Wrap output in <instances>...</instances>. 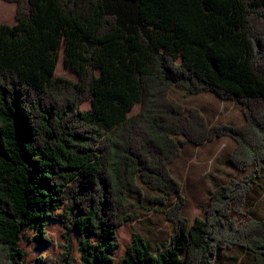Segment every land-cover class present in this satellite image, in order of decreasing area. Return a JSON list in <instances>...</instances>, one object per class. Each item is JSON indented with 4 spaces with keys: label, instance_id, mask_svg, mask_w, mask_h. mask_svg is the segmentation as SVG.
Wrapping results in <instances>:
<instances>
[{
    "label": "trees",
    "instance_id": "trees-1",
    "mask_svg": "<svg viewBox=\"0 0 264 264\" xmlns=\"http://www.w3.org/2000/svg\"><path fill=\"white\" fill-rule=\"evenodd\" d=\"M5 1L16 11L0 23V264H23L27 230L49 242V221L62 251L36 264H215L233 245L264 264V219L244 211L264 168V0ZM62 50L76 81L55 76ZM174 87L235 101L246 121L210 125ZM223 136L237 142L227 163L253 169L190 222L170 164L186 143ZM142 185L151 203L175 199L171 234L154 248L134 232L116 259Z\"/></svg>",
    "mask_w": 264,
    "mask_h": 264
},
{
    "label": "rangeland",
    "instance_id": "rangeland-1",
    "mask_svg": "<svg viewBox=\"0 0 264 264\" xmlns=\"http://www.w3.org/2000/svg\"><path fill=\"white\" fill-rule=\"evenodd\" d=\"M16 4L0 0V23H15ZM55 76L66 77L76 81L78 76L63 65V50L56 67ZM170 96L186 106L199 108L210 125L230 124L243 125L246 121L241 105L235 101L222 100L210 92L188 95L181 88H172ZM81 109H91L90 100L81 104ZM140 110V104L135 105L132 113ZM237 147V142L230 137H216L201 145L186 143L180 153L170 164L172 175L181 182L182 194L186 202L183 213L193 222L196 217L203 216L204 209L210 201V195L218 184H226L231 179H242L253 169L250 166L246 171L238 170L227 163V159ZM156 192L142 185V195L130 193L129 200L132 204L131 212L135 218L118 229L119 248L115 254L116 259L124 255L126 247L131 243L132 234L140 233L151 244L158 248L167 242L172 231V223L167 219L165 210L175 201L170 198L166 204L151 203L149 198ZM246 214L259 220L264 219V168L261 177L246 197L244 207ZM244 216H241L243 219ZM246 218V217H245ZM46 236L49 242L40 243L35 239V231L27 230L21 240V247L25 251L23 264H36L37 257L49 255L57 257L64 243L62 224L49 221L46 226ZM76 236L72 234L73 257H77ZM215 264H253L252 254L244 248L233 245L219 253Z\"/></svg>",
    "mask_w": 264,
    "mask_h": 264
},
{
    "label": "crops",
    "instance_id": "crops-1",
    "mask_svg": "<svg viewBox=\"0 0 264 264\" xmlns=\"http://www.w3.org/2000/svg\"><path fill=\"white\" fill-rule=\"evenodd\" d=\"M228 101V100H227ZM159 247H161V246H159ZM156 248V247H155Z\"/></svg>",
    "mask_w": 264,
    "mask_h": 264
}]
</instances>
